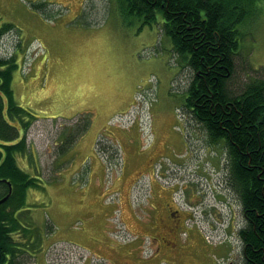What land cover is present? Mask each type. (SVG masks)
I'll return each mask as SVG.
<instances>
[{"label":"rangeland","instance_id":"rangeland-1","mask_svg":"<svg viewBox=\"0 0 264 264\" xmlns=\"http://www.w3.org/2000/svg\"><path fill=\"white\" fill-rule=\"evenodd\" d=\"M116 3L84 0L69 14L44 0H0L2 22L15 25L0 54L17 53L15 98L38 119L28 132V160L37 162L18 163L40 174L25 223L41 248L29 264H240L230 240L238 251L241 243L216 222L227 211L215 202L225 156L206 145L187 109L193 71L173 52L163 19L144 24ZM258 7L243 26L234 89L264 78V0ZM161 188L197 219L168 254L157 249L163 228L150 222Z\"/></svg>","mask_w":264,"mask_h":264},{"label":"trees","instance_id":"trees-1","mask_svg":"<svg viewBox=\"0 0 264 264\" xmlns=\"http://www.w3.org/2000/svg\"><path fill=\"white\" fill-rule=\"evenodd\" d=\"M261 1L117 0L116 3L126 14L144 19V24L163 19V33L170 38L173 52L193 71L187 109L204 129L208 143L223 145L224 183L234 195L237 191L251 222L239 232L248 250L246 264H264V78H250L245 86L237 85L236 89L233 84L239 82L237 60L246 36L243 26ZM13 28L11 23L2 24L0 48L3 36ZM18 68L17 53L0 54V180H10L14 186L10 199L0 204L1 261L6 252H16L12 234L21 226L15 213L25 205L28 188L38 186L17 162V156L27 151L25 137L17 142L20 126L26 134L36 119L15 98L13 80Z\"/></svg>","mask_w":264,"mask_h":264},{"label":"flooded vegetation","instance_id":"flooded-vegetation-1","mask_svg":"<svg viewBox=\"0 0 264 264\" xmlns=\"http://www.w3.org/2000/svg\"><path fill=\"white\" fill-rule=\"evenodd\" d=\"M48 3L47 6L50 5H63L65 7H69L72 6L73 3L75 4H80L84 1V0H44ZM14 191V186L11 183L10 180H6V179H1L0 180V202L6 198H10L12 196V192ZM231 196H232V205L235 208V210L239 209L240 212H238L239 217H237V213L233 214L232 213V217H233V223L234 225H236V219H240L239 222L240 224L243 226V228L246 226V228H248L250 226V221H248V217H247V213L245 212V210H242V207L240 206L241 202H240V198L237 191L235 192V195L233 194V192L231 191ZM235 200V201H234ZM241 207V208H240ZM166 211L168 212V216L169 219L167 221V223H163V220H160V222L163 223V226H165L166 231L162 230L161 228L158 229V239H160V245L158 246V251H167L168 249H170L169 246V241L168 239L164 236V234L162 233H171V234H177L179 232V229L184 226L185 223V213L181 210V208L177 207L176 203H173L171 200H168L166 202L165 205ZM241 217V218H240ZM20 220V219H19ZM25 226V224L23 225ZM36 239L32 238V239H28L25 238L24 240H22V243L26 246H23L21 249L22 253L20 254H16V256L14 257L16 261V263L18 264H28L29 260L28 258L33 257L32 255H35L32 251H34L37 255V249H33L32 246L33 244H35ZM242 250H241V255H239L240 260V264H246V258L248 254V250L242 243ZM32 250V251H31ZM11 254V253H10ZM9 253L7 255L4 256V261H1V255H0V264H10V260L13 258V256H11ZM21 258V259H19ZM19 260V261H18Z\"/></svg>","mask_w":264,"mask_h":264},{"label":"crops","instance_id":"crops-1","mask_svg":"<svg viewBox=\"0 0 264 264\" xmlns=\"http://www.w3.org/2000/svg\"><path fill=\"white\" fill-rule=\"evenodd\" d=\"M160 190V193L162 194V196L164 197V198H168V199H170V197H169V194H168V192L166 191V190H164L163 188H161V189H159ZM128 199V198H127ZM125 211L127 212V214L129 215V220H130V217L133 215L132 213H131V210L129 209V208H127L126 207V209H125ZM129 212V213H128ZM124 214H125V212L123 213V216H124ZM132 214V215H131ZM131 221V220H130ZM134 224H136L135 222H133ZM137 225V224H136ZM131 228V227H130ZM131 230L132 231H134V232H137V229H135V228H131Z\"/></svg>","mask_w":264,"mask_h":264},{"label":"bare ground","instance_id":"bare-ground-1","mask_svg":"<svg viewBox=\"0 0 264 264\" xmlns=\"http://www.w3.org/2000/svg\"><path fill=\"white\" fill-rule=\"evenodd\" d=\"M259 8V7H258ZM5 111V110H4ZM194 117V116H193ZM201 125V124H200ZM206 132V131H205ZM207 138V137H206ZM212 165V164H211ZM14 169V168H13ZM15 171H17V170H15ZM7 172H9V171H7ZM218 179V178H217ZM252 186V185H251ZM235 189V188H234ZM241 194V193H240ZM239 198V197H238ZM250 198V197H249ZM235 201V200H234ZM242 202V201H241ZM260 215V214H259ZM248 238V237H247ZM246 241V240H245Z\"/></svg>","mask_w":264,"mask_h":264}]
</instances>
